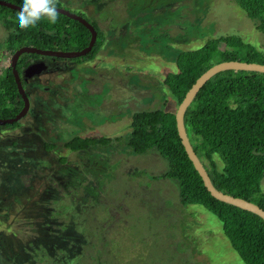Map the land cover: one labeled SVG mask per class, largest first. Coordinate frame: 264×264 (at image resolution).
<instances>
[{
    "label": "rangeland",
    "instance_id": "rangeland-1",
    "mask_svg": "<svg viewBox=\"0 0 264 264\" xmlns=\"http://www.w3.org/2000/svg\"><path fill=\"white\" fill-rule=\"evenodd\" d=\"M54 3L92 16L102 47L91 62L38 56L47 68L25 76L27 114L0 125V236H12L0 264H244L214 215L180 205L167 162L133 154L127 137L135 112L176 113L162 85L176 52L220 36L263 49L264 35L234 0ZM6 36L0 22V76L11 74ZM73 138L97 143L72 152Z\"/></svg>",
    "mask_w": 264,
    "mask_h": 264
},
{
    "label": "trees",
    "instance_id": "trees-1",
    "mask_svg": "<svg viewBox=\"0 0 264 264\" xmlns=\"http://www.w3.org/2000/svg\"><path fill=\"white\" fill-rule=\"evenodd\" d=\"M1 1L19 5V0ZM234 3L264 35V0H234ZM128 8L132 11L131 7ZM75 14L86 20L97 34L91 51L78 59L91 62L101 50L104 32L92 16ZM14 15L15 10L0 6V22L7 32L5 50L11 56L23 47L71 52L80 51L89 44L90 32L63 15H57L55 24L41 19L25 29L16 27L12 21ZM34 57L38 56L24 54L18 59L16 70L19 77ZM226 61L264 65V48L253 46L237 36H220L208 40L198 50L176 52L173 58L175 70L162 81L175 99L176 108L201 74ZM197 67L202 69L201 73H195ZM22 106L23 100L12 73L0 76V119L13 118ZM184 128L213 187L222 194L256 204L264 211L261 190L264 176V74L229 70L214 75L186 109ZM129 129L127 147L133 154L142 155L154 149L167 162L168 170L161 178L177 182L180 205L199 206L214 215L221 224L223 237L244 264H264V221L217 201L207 192L181 145L175 111L135 112ZM96 143L91 138H73L64 147L75 152ZM215 156L221 161V167ZM10 239L12 236H0L2 253L6 252V243ZM37 259L43 261L44 258Z\"/></svg>",
    "mask_w": 264,
    "mask_h": 264
},
{
    "label": "water",
    "instance_id": "water-1",
    "mask_svg": "<svg viewBox=\"0 0 264 264\" xmlns=\"http://www.w3.org/2000/svg\"><path fill=\"white\" fill-rule=\"evenodd\" d=\"M0 6L15 10L18 8L17 5L1 1L0 0ZM57 13L60 15H63L69 19H72L74 21H77L81 25H83L89 32H90V41L86 48L80 50V51H51V50H40L34 47H23L18 49L11 58V73L14 77L15 84L17 87V91L21 99L23 100V106L22 109L19 111V113L10 119H0V125H12L18 122L20 119H22L29 110V100L24 92V89L21 85L19 74L16 70L18 59L24 55V54H35L40 56H50L55 58H61V59H78L80 57L85 56L87 53H89L95 43L96 40V32L94 28L83 18L67 11L61 8H56ZM45 70V65L42 63L34 64L32 66L27 67L25 69L24 74L25 76H31L32 74H39L41 71ZM247 71V72H255V73H262L264 74V65L262 64H256V63H243L238 61H226L219 64H216L212 66L210 69L205 71L203 74H201L200 77L197 78L195 83L192 85V87L189 89V91L186 93L184 99L182 102L178 105L176 113H175V124L177 129L178 137L181 141V145L183 146L185 153L191 162L192 166L194 167L195 171L200 176L203 185L207 192L217 201H221L223 203H226L228 205H231L233 207H236L240 210L249 212L260 219L264 221V211L257 206L256 204L250 203L248 201H245L243 199L235 198L229 195L222 194L221 192L217 191L207 173L204 169L202 163L199 161L198 157L195 155L185 128H184V115L186 112V109L189 107L199 90L211 79L214 77V75L223 72V71Z\"/></svg>",
    "mask_w": 264,
    "mask_h": 264
},
{
    "label": "clouds",
    "instance_id": "clouds-1",
    "mask_svg": "<svg viewBox=\"0 0 264 264\" xmlns=\"http://www.w3.org/2000/svg\"><path fill=\"white\" fill-rule=\"evenodd\" d=\"M57 15L54 0H19L12 21L16 27L25 29L41 19H46L49 23L55 24Z\"/></svg>",
    "mask_w": 264,
    "mask_h": 264
},
{
    "label": "flooded vegetation",
    "instance_id": "flooded-vegetation-1",
    "mask_svg": "<svg viewBox=\"0 0 264 264\" xmlns=\"http://www.w3.org/2000/svg\"><path fill=\"white\" fill-rule=\"evenodd\" d=\"M75 14V13H74ZM77 15V14H75ZM78 16V15H77ZM35 55V54H34ZM37 56H40V55H37ZM47 57H50V56H47ZM51 58H55V57H51ZM38 63H42L41 61H39L38 57H34V58H31V60L29 61V66H32L34 64H38ZM43 64V63H42ZM45 68H47V66H45ZM25 71V70H24ZM24 71L21 73V76H20V81L22 82L21 85L23 84V89H24V84H25V74H24ZM24 92L26 93V91L24 90ZM27 95V94H26Z\"/></svg>",
    "mask_w": 264,
    "mask_h": 264
},
{
    "label": "crops",
    "instance_id": "crops-1",
    "mask_svg": "<svg viewBox=\"0 0 264 264\" xmlns=\"http://www.w3.org/2000/svg\"><path fill=\"white\" fill-rule=\"evenodd\" d=\"M5 54V53H4Z\"/></svg>",
    "mask_w": 264,
    "mask_h": 264
}]
</instances>
